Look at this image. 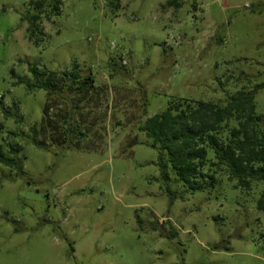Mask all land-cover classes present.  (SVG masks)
<instances>
[{"label": "rangeland", "instance_id": "rangeland-1", "mask_svg": "<svg viewBox=\"0 0 264 264\" xmlns=\"http://www.w3.org/2000/svg\"><path fill=\"white\" fill-rule=\"evenodd\" d=\"M31 1L0 0V148L23 167L0 162V264H264V183L191 190L140 130L241 90L264 118V0H45L39 44ZM31 66L91 77L83 111L57 101L44 122ZM70 113L87 134L54 143Z\"/></svg>", "mask_w": 264, "mask_h": 264}, {"label": "trees", "instance_id": "trees-1", "mask_svg": "<svg viewBox=\"0 0 264 264\" xmlns=\"http://www.w3.org/2000/svg\"><path fill=\"white\" fill-rule=\"evenodd\" d=\"M30 4L34 13L27 17V33L30 41L39 44L43 34L39 28L40 10L45 0H32ZM111 6L118 8L120 0H112ZM55 7L58 8V4ZM30 73L32 79L20 82L25 83L29 92H47L43 117L47 124L52 121V104L57 101L72 104L77 100L70 107V112L74 113L83 111L82 103L90 99L93 87L90 82L93 80L83 76L78 68L66 71L60 78H57L56 72L37 66H31ZM254 91H238L230 95L225 104L193 100L171 103L166 110L150 117L140 130L159 151V166L165 171L170 165L179 180L191 190L214 185L221 173L226 174L230 181H235L236 187L247 191H251L256 182L264 183V118L256 111ZM69 117L66 114L61 117L66 128H62L59 140L54 139V143L66 144L71 136L76 138L87 134L80 128L81 124L70 122L71 113ZM32 131L33 142L46 147V142L39 138L38 128L33 126ZM0 162L16 166L20 172L23 169L14 157H7L1 148ZM199 176L205 180V185L197 182ZM258 207L264 210V190Z\"/></svg>", "mask_w": 264, "mask_h": 264}]
</instances>
